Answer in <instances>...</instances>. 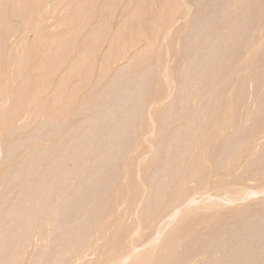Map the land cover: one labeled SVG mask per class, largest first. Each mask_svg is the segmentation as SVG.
Instances as JSON below:
<instances>
[{
	"label": "rangeland",
	"instance_id": "374dc122",
	"mask_svg": "<svg viewBox=\"0 0 264 264\" xmlns=\"http://www.w3.org/2000/svg\"><path fill=\"white\" fill-rule=\"evenodd\" d=\"M0 13V264H264V0Z\"/></svg>",
	"mask_w": 264,
	"mask_h": 264
},
{
	"label": "bare ground",
	"instance_id": "6f19581e",
	"mask_svg": "<svg viewBox=\"0 0 264 264\" xmlns=\"http://www.w3.org/2000/svg\"><path fill=\"white\" fill-rule=\"evenodd\" d=\"M6 1H8V0H6ZM22 1H23V0H22ZM150 1H151V0H150ZM163 1H164V0H163ZM184 1H185V0H184ZM210 1H211V0H210ZM13 2H14V1H13ZM203 2H204V1H203ZM7 3H8V2H7ZM199 3H200V2H199ZM199 3H198V4H199ZM3 4H4V3H3ZM8 4H9V3H8ZM18 4H19V3H18ZM25 4H26V3H25ZM39 4H40V3H39ZM215 5H216V4H215ZM7 6H8V5H7ZM30 6H31V5H30ZM117 6H118V5H117ZM176 6H177V5H176ZM195 6H196V5H195ZM18 7H19V6H18ZM18 7L16 6L17 9H19ZM127 7H128V6H127ZM218 7H219V6H218ZM1 8H2V7H1ZM24 8H25V7H24ZM161 8H162V7H161ZM138 9H139V8H138ZM173 9H174V8H173ZM7 10H8V9H7ZM7 10H5L7 13H6V12H3V13H5V14L8 15V11H7ZM11 10H12V9H11ZM110 11H111V10H110ZM18 12H19V11H18ZM101 12H102V11H101ZM179 12H180V11H179ZM11 13H12V12H11ZM143 13H144V12H143ZM146 13H147V12H146ZM183 13H184V12H183ZM0 14H1V13H0ZM15 14H16V13H15ZM3 15H4V14H3ZM183 15H184V14H183ZM39 16H40V15H39ZM39 16H38V17H39ZM173 16H174V15H173ZM18 17H19V16H18ZM26 17H27V16H26ZM32 17H34V16H32ZM170 17H171V16H170ZM5 18H7V17H5ZM23 18H24V16H23ZM29 18H30V17H29ZM39 18H40V17H39ZM2 19H3V17H2ZM4 21H5V20H4ZM202 21H203V20H202ZM5 22H6V21H5ZM37 22H38V21H37ZM2 23H3V22H2ZM12 23H13V22H12ZM32 23H33V22H32ZM8 24H9V23H8ZM18 24H19V23H18ZM35 24H36V22H35ZM164 24H165V23H164ZM207 24H208V23H207ZM10 25H11V24H10ZM12 25H13V24H12ZM2 26H3V25H2ZM13 26H14V25H13ZM3 27H4V26H3ZM16 27H17V26H16ZM18 27H19V26H18ZM106 27H107V26H106ZM9 28H10V27H9ZM12 28H13V27H12ZM14 28H15V27H14ZM33 28H34V27H33ZM15 29H16V28H15ZM18 32H19V31H18ZM29 32H30V31H29ZM1 34H2V33H1ZM4 39H5V38H4ZM1 41H2V40H1ZM4 41H6V39H5ZM18 43H19V42H18ZM16 45H17V44H16ZM3 52H4V51H3ZM5 53H6V52H5ZM5 53H4V56H5ZM30 53H31V52H30ZM2 54H3V53H2ZM33 55H34V54H33ZM0 57H3V56L1 55ZM32 58H33V57H32ZM2 61H3V60H2ZM4 62H5V61H4ZM191 125H192V124H191ZM188 126H189V125H188ZM181 127H182V125H181ZM189 127H190V126H189ZM193 127H194V126H193ZM184 128H185V127H184ZM209 128H210V127H209ZM188 129H189V128H188ZM180 130H181V129H180ZM182 130H184V129H182ZM186 131H187V130H186ZM176 132H177V131H176ZM198 133H199V132H198ZM173 134H174V133H173ZM186 136H187V135H186ZM145 138H146V137H145ZM192 138H193V137H192ZM198 139H199V138H198ZM221 140H222V139H221ZM223 140H224V139H223ZM145 141H146V140H145ZM215 144H216V143H215ZM217 144H218V143H217ZM213 146H214V145H213ZM216 150H217V149H216ZM165 170H166V169H165ZM192 172H193V171H192ZM166 173H167V172H166ZM197 173H198V172H197ZM193 175H196V174H193ZM194 177H195V176H194ZM189 202H190V201H189ZM188 204H189V203H188ZM112 215H113V214H112ZM127 230H128V229H127ZM228 232H229V231H228ZM228 232H227V233H228ZM230 232H231V231H230ZM262 232H264V231H262ZM1 233H2V232H1ZM134 233H135V232H134ZM136 233H137V232H136ZM227 233H226V234H227ZM260 233H261V232H260ZM226 234H225V235H226ZM231 234H232V233H231ZM223 236H224V235H223ZM226 236H227V235H226ZM228 236H230V234H229ZM260 236H261V235H260ZM261 237H262V236H261ZM223 238H224V237H223ZM253 238H254V237H253ZM256 238H257V237H256ZM254 239H255V238H254ZM258 239H260V238H258ZM252 241H253V240H252ZM252 241H251V242H252ZM260 241H261V243H262V240H260ZM261 243H259V244H261ZM251 244H252V243H251ZM259 244H258V245H259ZM249 245H250V244H249ZM262 246H263V245H262ZM249 247H250V246H249ZM260 247H261V246H260ZM260 247H259V249H260ZM250 248H251V247H250ZM250 248H249L250 251L247 252L246 255H248V253L252 252L251 250H252L254 247H252L251 249H250ZM262 248H263V247H262ZM262 248H261V249H262ZM246 249H247V248H246ZM255 249H258V248L255 247ZM261 249H260V251H261ZM253 250H254V249H253ZM234 251L236 252V250H234ZM237 251H239V250H237ZM240 251H241V250H240ZM247 251H248V250H247ZM255 251H258V250H255ZM255 251H254L253 254H254V255H257V254H255ZM260 251H259V252H260ZM263 251H264V250H262V252H263ZM232 252H233V251H232ZM232 252H231V254H232ZM262 252H261V253H262ZM236 253H237V252H236ZM244 253H245V252H244ZM257 253H258V252H257ZM261 253H258V254L260 255ZM225 255H227V254H225ZM254 255L252 256V253L250 254V256H252V257H255ZM259 255H258L257 257H259ZM227 256H228V255H227ZM229 256H231V255H229ZM236 256H238V255H236ZM248 256H249V255H248ZM252 257H251L250 260H249V259H248V260L251 261V260H252ZM151 259H152V258H151ZM178 259H179V258H178ZM255 260H256V259L253 258L252 261H255ZM180 261H181V260H180ZM245 261H247V259H246ZM258 261H259V260H258ZM258 261H256V262H258ZM123 262H124V261H123ZM7 263H8V262H7ZM124 263H125V262H124ZM151 263H152V262H151ZM245 263H246V262H244V264H245ZM250 263L253 264V262H250ZM241 264H242V263H241ZM246 264H247V263H246Z\"/></svg>",
	"mask_w": 264,
	"mask_h": 264
}]
</instances>
